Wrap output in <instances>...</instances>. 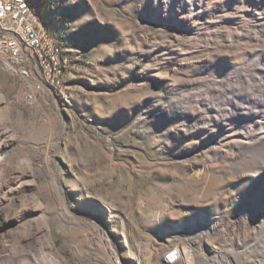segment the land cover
<instances>
[{
  "label": "rangeland",
  "instance_id": "1",
  "mask_svg": "<svg viewBox=\"0 0 264 264\" xmlns=\"http://www.w3.org/2000/svg\"><path fill=\"white\" fill-rule=\"evenodd\" d=\"M28 3L68 64L0 59V264H264V0Z\"/></svg>",
  "mask_w": 264,
  "mask_h": 264
},
{
  "label": "built area",
  "instance_id": "2",
  "mask_svg": "<svg viewBox=\"0 0 264 264\" xmlns=\"http://www.w3.org/2000/svg\"><path fill=\"white\" fill-rule=\"evenodd\" d=\"M0 34V43L3 44L0 56L11 74L29 79V72H38L40 82H46V86L47 79L56 82V65L53 64L51 74H43L44 65L52 63L50 57L44 54V42H49L47 33L39 31L34 15L26 14L20 0H0ZM52 50L61 53L58 45H52ZM33 88H36L35 84ZM181 253H188V260H181ZM191 258L192 252L182 249V252L166 253L165 264H178L180 261L188 263Z\"/></svg>",
  "mask_w": 264,
  "mask_h": 264
},
{
  "label": "bare ground",
  "instance_id": "3",
  "mask_svg": "<svg viewBox=\"0 0 264 264\" xmlns=\"http://www.w3.org/2000/svg\"><path fill=\"white\" fill-rule=\"evenodd\" d=\"M20 2L24 5V9H25L27 15H34L35 22L39 25V31H42L43 33H47V37L49 38V42H44V54H45V57H50V59L52 60V63H46L44 65L43 74H51L53 72V64L56 65V74H55V81L56 82H54V79H47V86L56 87L57 85L60 84L61 78L65 74L64 72H65V69H66V66L68 63V59L65 56V54L61 48H60L61 53L58 52V50H52V45H57V44L55 43L50 31L44 25L43 21L40 19L38 14H36L31 9V7L28 3V0H20ZM0 42H2V35L1 34H0ZM1 51H3V44L2 43H0V53H1ZM62 55L65 57V59L62 57ZM0 59L2 60L1 56H0ZM32 77H36L37 79H39V73L38 72H29V79ZM41 83H43L46 86V82H41ZM204 222H205L204 219L199 220V224H204Z\"/></svg>",
  "mask_w": 264,
  "mask_h": 264
}]
</instances>
